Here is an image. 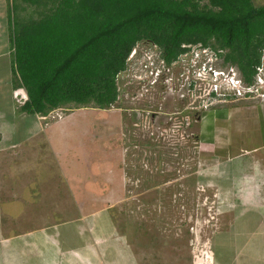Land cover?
Instances as JSON below:
<instances>
[{
    "label": "crops",
    "instance_id": "obj_1",
    "mask_svg": "<svg viewBox=\"0 0 264 264\" xmlns=\"http://www.w3.org/2000/svg\"><path fill=\"white\" fill-rule=\"evenodd\" d=\"M7 6L0 0V264H142L116 222L106 231L96 221L128 199L122 150L100 146L91 129L107 111L75 107L50 119L16 106ZM241 102L209 110L191 130L197 182L245 190L214 237L212 264H264V101Z\"/></svg>",
    "mask_w": 264,
    "mask_h": 264
},
{
    "label": "trees",
    "instance_id": "obj_2",
    "mask_svg": "<svg viewBox=\"0 0 264 264\" xmlns=\"http://www.w3.org/2000/svg\"><path fill=\"white\" fill-rule=\"evenodd\" d=\"M19 1L40 10L36 17L13 13L9 22L14 87L27 94L20 107L27 114L67 104L108 109L116 75L138 42L156 46L167 63L184 43L226 49L224 62L246 81L264 47V5L253 0Z\"/></svg>",
    "mask_w": 264,
    "mask_h": 264
},
{
    "label": "rangeland",
    "instance_id": "obj_3",
    "mask_svg": "<svg viewBox=\"0 0 264 264\" xmlns=\"http://www.w3.org/2000/svg\"><path fill=\"white\" fill-rule=\"evenodd\" d=\"M11 2L19 6L13 8ZM20 2L19 0L18 2L8 1L9 22L13 13L17 18L20 16L36 17V11L39 9L36 10ZM253 3L255 6H261L264 5V0H253ZM142 46L149 48L152 52H160L157 47H153L148 42L142 43ZM132 62L136 63V61ZM1 65L3 64L0 60V69H3ZM0 73H3V70H0ZM122 77L121 74L116 78V102L108 109H101L106 110L107 113H99L96 116L99 119L95 120L91 129L96 136L98 134L103 136L100 146L108 148L116 145L122 150L123 162H120V165L123 166L129 179L128 199L124 200L121 207L115 205L116 209L98 216L97 225L106 222V231H108L114 227V222H116L118 227L115 226L128 234L139 259L141 257L143 259L142 264H167L169 262H172L171 264H192L193 262V264H203V261L207 260L205 257L207 254L212 257L208 263L211 264L214 256V237L218 232L227 228L228 217L231 220L232 211L239 207L237 197L241 196L244 189L236 186L234 191L223 190L213 182L210 184L204 181L205 178L203 181L200 180L201 175L199 176L201 178H198L200 182H197L195 169L198 168L199 161L196 157L198 150L196 144L183 145L181 140L162 134L168 128L165 119L169 115H158L154 122L153 131L155 133L149 134L140 110L146 109V103L150 104L149 100L155 95H143L140 99H138L140 96L132 98L127 93L136 90L137 83L129 85L128 81ZM13 79H15L14 76ZM17 90L22 93L24 91L15 88L13 92ZM13 92L12 95H14ZM162 96L166 104V112L168 107L174 113L182 111V106L176 99L173 98L172 102L170 101L169 96L171 95ZM176 97L178 99L179 96ZM13 100L18 107L24 103L21 95L17 98L13 97ZM154 101L158 102V98ZM75 107L78 106L67 104L59 107L56 114L60 113L63 116L69 113L68 109ZM90 107L99 109L93 104H89L87 109ZM108 114L117 118L119 126L122 120V127L103 125L101 118ZM57 117L58 115L55 119H58ZM196 120L188 123L185 128V135L189 137L191 143L194 136L191 130ZM158 127L161 130L156 131ZM205 163H211L208 157ZM232 175L235 177V173ZM206 179L209 181L208 176ZM238 179L237 174L235 180L240 182ZM260 224L263 225L264 221ZM98 230L100 228L96 231ZM71 231H73L72 227Z\"/></svg>",
    "mask_w": 264,
    "mask_h": 264
},
{
    "label": "built area",
    "instance_id": "obj_4",
    "mask_svg": "<svg viewBox=\"0 0 264 264\" xmlns=\"http://www.w3.org/2000/svg\"><path fill=\"white\" fill-rule=\"evenodd\" d=\"M145 42H138L131 49L125 70L119 72L116 78L122 74L127 84L137 83L136 90L127 93L132 98L155 95L149 100L150 104L146 103V109L140 110L151 135L155 133V118L160 114L169 115L165 119L168 128L162 134L183 142L186 139L187 124L209 110L222 104L264 101V47L261 49L259 64L254 67L250 81H246L236 65L224 62L226 49L200 42L184 43L181 45L184 51L167 63L161 51L152 52L142 46ZM13 94L14 98L21 95L23 102L27 100L26 95L19 90ZM162 95H171L170 101L176 99L182 111L174 113L168 107L166 112ZM176 96H179L178 99ZM155 98H158V102L154 101ZM56 115L60 117V114ZM158 130L161 128H156ZM206 256L209 257L208 254Z\"/></svg>",
    "mask_w": 264,
    "mask_h": 264
},
{
    "label": "clouds",
    "instance_id": "obj_5",
    "mask_svg": "<svg viewBox=\"0 0 264 264\" xmlns=\"http://www.w3.org/2000/svg\"><path fill=\"white\" fill-rule=\"evenodd\" d=\"M19 89H23V88H19ZM24 90V89H23ZM22 93V92H21ZM23 95H26V97H27V94H26V92H25V90L23 91V93H22ZM28 99V98H27ZM27 101V100H26ZM58 108H56V109H54V110H52V111H50L49 113H48V115L47 116H49V118H50V116H51V118L50 119H55V116H56V110H57ZM60 114V113H59ZM55 115V116H54ZM54 116V117H53ZM62 115L60 114V117H61ZM45 117H46V115H45ZM60 117H57V118H60ZM198 119H199V117H198ZM186 137H187V135H186ZM187 138H189V137H187ZM186 138V139H187ZM196 139H195V137L193 136V138H192V143L190 142V139H189V142H190V144H188V145H193V144H197L196 142ZM183 142H185V140L183 141ZM182 142V143H183ZM184 144V143H183Z\"/></svg>",
    "mask_w": 264,
    "mask_h": 264
},
{
    "label": "bare ground",
    "instance_id": "obj_6",
    "mask_svg": "<svg viewBox=\"0 0 264 264\" xmlns=\"http://www.w3.org/2000/svg\"><path fill=\"white\" fill-rule=\"evenodd\" d=\"M208 255H209V254H208ZM205 257L207 258V260H206L205 262L203 261V264H206V263L208 264L212 257H211L210 255H209V257H207V256L205 255ZM203 258H204V256H203ZM203 258H201V259H203ZM208 258H210V259L208 260ZM198 259H199V258H198ZM193 263H194V262H193Z\"/></svg>",
    "mask_w": 264,
    "mask_h": 264
},
{
    "label": "flooded vegetation",
    "instance_id": "obj_7",
    "mask_svg": "<svg viewBox=\"0 0 264 264\" xmlns=\"http://www.w3.org/2000/svg\"><path fill=\"white\" fill-rule=\"evenodd\" d=\"M188 137V136H187ZM186 137V138H187ZM189 138H187V139H185V142H183L184 144L183 145H188V144H190V142H188L189 140H188Z\"/></svg>",
    "mask_w": 264,
    "mask_h": 264
}]
</instances>
